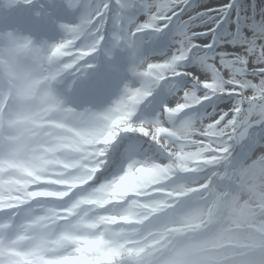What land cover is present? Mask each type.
Segmentation results:
<instances>
[{
	"label": "clouds",
	"instance_id": "1",
	"mask_svg": "<svg viewBox=\"0 0 264 264\" xmlns=\"http://www.w3.org/2000/svg\"><path fill=\"white\" fill-rule=\"evenodd\" d=\"M184 7L0 0V264H264V66Z\"/></svg>",
	"mask_w": 264,
	"mask_h": 264
},
{
	"label": "snow or ice",
	"instance_id": "2",
	"mask_svg": "<svg viewBox=\"0 0 264 264\" xmlns=\"http://www.w3.org/2000/svg\"><path fill=\"white\" fill-rule=\"evenodd\" d=\"M181 3L185 7L177 15L186 19L178 22V36H185L188 27L197 29L207 22L206 32L198 31V42L207 45L211 40L221 63L228 59L249 69L264 66V2L258 0L257 4L252 5L251 13L241 10L239 0H219L220 9L215 11L211 4L202 6L199 0H181ZM16 20L28 23L29 15L22 13Z\"/></svg>",
	"mask_w": 264,
	"mask_h": 264
},
{
	"label": "rangeland",
	"instance_id": "3",
	"mask_svg": "<svg viewBox=\"0 0 264 264\" xmlns=\"http://www.w3.org/2000/svg\"><path fill=\"white\" fill-rule=\"evenodd\" d=\"M240 2V6H241V10L244 11V9H248V13L252 12V5H255L258 3V0H239ZM259 2H264V0H259ZM199 3L203 6V5H207V4H211L212 6V10H219L220 9V3L219 0H199ZM27 14L26 11H21L18 12L16 14V16L20 15V14ZM259 15H257V19H259ZM199 32H206L207 30V22H205L204 25L198 27L196 29Z\"/></svg>",
	"mask_w": 264,
	"mask_h": 264
},
{
	"label": "bare ground",
	"instance_id": "4",
	"mask_svg": "<svg viewBox=\"0 0 264 264\" xmlns=\"http://www.w3.org/2000/svg\"><path fill=\"white\" fill-rule=\"evenodd\" d=\"M244 11H247L248 12V9H244ZM258 11V10H257Z\"/></svg>",
	"mask_w": 264,
	"mask_h": 264
}]
</instances>
